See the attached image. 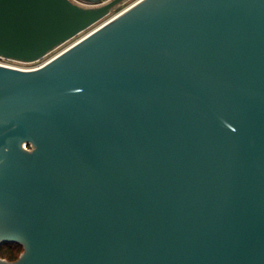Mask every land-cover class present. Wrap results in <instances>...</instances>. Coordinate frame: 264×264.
<instances>
[{
  "label": "water",
  "instance_id": "water-1",
  "mask_svg": "<svg viewBox=\"0 0 264 264\" xmlns=\"http://www.w3.org/2000/svg\"><path fill=\"white\" fill-rule=\"evenodd\" d=\"M0 0L33 62L124 0ZM0 264H264V0H140L36 68L0 64Z\"/></svg>",
  "mask_w": 264,
  "mask_h": 264
},
{
  "label": "rangeland",
  "instance_id": "rangeland-1",
  "mask_svg": "<svg viewBox=\"0 0 264 264\" xmlns=\"http://www.w3.org/2000/svg\"><path fill=\"white\" fill-rule=\"evenodd\" d=\"M104 1H108V0H104ZM135 2H137V0H124L121 3H119L118 5H116L110 12L109 15H107L104 19H102L101 21L95 23L94 25H92L91 27L87 28L86 30H84L83 32H81L80 34H78L77 36H75L74 38L70 39L68 42L64 43L63 45L55 48L52 52H50L46 57L42 58L41 60H37L34 62H26V61H19V60H14V59H8L7 63L10 65H14L17 67H34L38 64H40L41 62H43L44 60L48 59L50 56L54 55L56 52L60 51L61 49L65 48V46H67L68 44H70L72 41L74 40H78V38H81L85 33L89 32L90 30H92L93 28L97 27L99 24H101L103 21L109 19L110 17L116 15L117 13L122 12V10H124L126 7L128 8V6L134 4ZM79 3L81 5L84 6H91L90 3H88L85 0L79 1ZM24 250V249H23ZM23 252V251H22ZM21 252V253H22ZM20 253V254H21ZM3 257V256H0ZM6 258V257H3Z\"/></svg>",
  "mask_w": 264,
  "mask_h": 264
},
{
  "label": "trees",
  "instance_id": "trees-1",
  "mask_svg": "<svg viewBox=\"0 0 264 264\" xmlns=\"http://www.w3.org/2000/svg\"><path fill=\"white\" fill-rule=\"evenodd\" d=\"M24 247L18 242H8L0 245V256L10 260L17 259Z\"/></svg>",
  "mask_w": 264,
  "mask_h": 264
},
{
  "label": "built area",
  "instance_id": "built-area-1",
  "mask_svg": "<svg viewBox=\"0 0 264 264\" xmlns=\"http://www.w3.org/2000/svg\"><path fill=\"white\" fill-rule=\"evenodd\" d=\"M73 1H75V2H77V3H79V1H82V0H73ZM138 1V0H137ZM140 1V0H139ZM94 29H92V30H90L89 32H91V31H93ZM88 32V33H89ZM82 38V37H81ZM81 38H78V40H80ZM78 40H74V41H72L70 44H68L67 46H65V48H63V49H61L60 51H58V52H56L54 55H52V56H50L48 59H46V60H44L43 62H41L40 64H38V65H36V66H34V67H26V68H36V67H39V66H41V65H43V64H45V63H47L49 60H51L53 57H55V56H57L59 53H61L62 51H64L66 48H69L72 44H74L76 41H78ZM69 41V40H68ZM67 41V42H68ZM66 43V42H65ZM64 44V43H63ZM63 44H61V45H63ZM61 45H59V46H61ZM58 46V47H59ZM57 48V47H56ZM54 50V49H53ZM52 50V51H53ZM52 51H50V52H52ZM49 52V53H50ZM48 53V54H49ZM48 54H46L44 57H46ZM44 57H42V58H44ZM41 58V59H42ZM41 59H39V60H41ZM7 60H8V58H6V57H3V56H1L0 55V64L1 65H7L8 63H7ZM38 60V61H39ZM34 62V61H33Z\"/></svg>",
  "mask_w": 264,
  "mask_h": 264
},
{
  "label": "bare ground",
  "instance_id": "bare-ground-1",
  "mask_svg": "<svg viewBox=\"0 0 264 264\" xmlns=\"http://www.w3.org/2000/svg\"><path fill=\"white\" fill-rule=\"evenodd\" d=\"M137 2H139V0L137 1ZM137 2H135L134 4H136ZM133 4V5H134ZM133 5H130V6H128V8L129 7H131V6H133ZM127 7L124 9V10H126V9H128ZM123 11V10H122ZM119 13H117L116 15H118ZM116 15H114V16H112V17H110L109 19H112L113 17H115ZM108 20V19H107ZM107 20H105V21H103L101 24H99L97 27H99L100 25H102L103 23H105ZM97 27H95V28H93V29H96ZM90 33V32H89ZM86 35L88 34V33H85ZM85 34L83 35V36H85ZM82 36V37H83ZM59 55V54H58ZM16 67V66H15ZM22 68V67H21Z\"/></svg>",
  "mask_w": 264,
  "mask_h": 264
},
{
  "label": "flooded vegetation",
  "instance_id": "flooded-vegetation-1",
  "mask_svg": "<svg viewBox=\"0 0 264 264\" xmlns=\"http://www.w3.org/2000/svg\"><path fill=\"white\" fill-rule=\"evenodd\" d=\"M132 5H133V4H132ZM91 32H92V31H91ZM91 32H90V33H91ZM87 33H88V32H87ZM88 34H89V33H88ZM88 34H87V35H88ZM87 35L85 34V36H87ZM85 36H83L82 38H84ZM82 38H81V39H82ZM81 39H80V40H81ZM78 41H79V40H78ZM76 42H77V41H76ZM76 42H75V43H76ZM75 43H74V44H75ZM72 45H73V44H72ZM66 49H67V48H66ZM66 49H65V50H66ZM62 52H63V51H62ZM62 52H61V53H62ZM59 54H60V53H59ZM55 57H56V56H55ZM53 58H54V57H53ZM7 65H8V66H13V67H15L14 65H10V64H7ZM16 67H17V66H16ZM18 68H21V67H18ZM22 68H26V67H22Z\"/></svg>",
  "mask_w": 264,
  "mask_h": 264
}]
</instances>
